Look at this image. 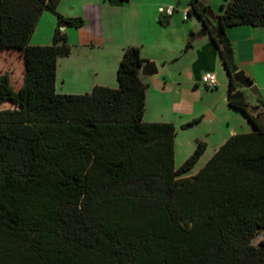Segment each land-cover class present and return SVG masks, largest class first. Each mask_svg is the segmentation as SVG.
Returning <instances> with one entry per match:
<instances>
[{"label": "trees", "instance_id": "obj_1", "mask_svg": "<svg viewBox=\"0 0 264 264\" xmlns=\"http://www.w3.org/2000/svg\"><path fill=\"white\" fill-rule=\"evenodd\" d=\"M224 1L217 26L199 0L187 16L209 34L228 104L253 131L231 136L191 176L207 145L176 169L175 125L144 122L138 47L124 51L117 89L59 94L58 59L72 52L63 29L85 20L60 14L61 0H0V52L24 59L19 89L0 74V105L12 104L0 112V264H264V239L254 244L264 230V98L254 115L225 61L227 29L264 28V0ZM44 12L58 20L53 43L32 46Z\"/></svg>", "mask_w": 264, "mask_h": 264}, {"label": "crops", "instance_id": "obj_2", "mask_svg": "<svg viewBox=\"0 0 264 264\" xmlns=\"http://www.w3.org/2000/svg\"><path fill=\"white\" fill-rule=\"evenodd\" d=\"M168 7L175 9L172 16L161 13L162 8ZM181 7V2L175 5L174 0H130V3L122 8H115L104 0H61L58 12L66 17L83 18L86 25L79 30L63 29L72 47V52L69 56L58 59L57 92L82 95L92 92L96 86L117 89L119 86L117 71L124 51L130 47H138L142 58L156 62L160 71L159 75H164V83L160 79L152 81L157 76L147 81V93L152 91L158 93L161 90L176 93L177 87L186 81L184 79L188 74L182 72V69L187 66L182 65L178 76L168 74V70L176 62L180 64V57L184 53L188 55V50H194L192 71L188 75L190 76L189 81L196 85L203 84L202 78L195 74L194 67L199 65L207 73H217L222 59L211 42L199 47L192 45L195 37L201 41L209 34L205 37L200 36L204 27L199 19L192 23L189 22L191 17H188L187 13L191 9L190 4L187 9L183 10L184 12H180ZM48 14L44 12L41 17L46 18L51 31L43 35L41 41L36 44L38 46L53 43L54 26L57 21L53 14ZM161 21H168V26H164ZM200 27L202 31L195 36V31ZM227 34L234 48L238 70L245 72L258 87L260 77L264 76L262 75L264 73V28L230 27L227 29ZM172 35L177 36V50L169 54L164 49L158 52L159 48L165 44L166 36L171 37ZM189 42L190 47L184 50ZM262 82L264 83V77ZM161 85H165V88ZM251 105L255 108L258 102ZM258 111V113L262 112L261 109ZM209 118H212L211 114ZM261 118H264V115ZM252 131L253 129L249 130L248 126L243 132ZM237 134H239L238 131L234 130L230 137ZM193 175L195 174H191Z\"/></svg>", "mask_w": 264, "mask_h": 264}, {"label": "rangeland", "instance_id": "obj_3", "mask_svg": "<svg viewBox=\"0 0 264 264\" xmlns=\"http://www.w3.org/2000/svg\"><path fill=\"white\" fill-rule=\"evenodd\" d=\"M204 5L208 6L216 14L223 15L225 10L223 5L224 0H199ZM175 5L181 2V11L187 9L190 4V0H174ZM52 15L50 12H47ZM48 14V15H49ZM182 16V14H180ZM55 20H57V17ZM198 19L195 15H192L189 22H195ZM167 24V23H166ZM168 26V24L166 25ZM57 29V23L54 26V34ZM51 31V27L46 18L40 19L35 33L33 34L30 45L38 46V44L44 34H48ZM202 29L195 31V36L201 32ZM53 34V38H54ZM194 36V35H193ZM210 36L205 39L197 40L196 37L192 40V45L199 47L204 43H210ZM69 43V42H68ZM165 44L162 45L158 52H162L163 49L170 52L177 50V36L172 35L171 37L166 36ZM35 44V45H34ZM186 45L184 50L186 49ZM189 54H183L180 57L181 63L177 62L169 68L168 74L172 76H178V72L181 70L182 65L187 66L182 69L189 75L192 71L193 51L188 50ZM181 56V55H180ZM195 74L201 78L207 74L203 67L197 65L194 67ZM10 74L15 89H19L24 82V59L20 52L17 51H5L0 52V74ZM218 89H211L205 87L204 84H193L189 81L188 75L185 76L186 81H183L182 85L177 87L176 93L173 94L170 91H158L148 92L146 98V112L144 117L145 123H173L176 127V138H175V167L179 169L182 164L192 156L198 142H204L207 145L205 154L202 156L195 168L190 172L196 174L199 172L206 163L213 157L217 148L222 145L233 134L234 130L238 133L243 132L248 126L249 130L252 129L251 124L247 121L243 114L233 110L227 101L228 95V76L224 65L221 64L218 68ZM264 73H262L263 75ZM264 76L260 77V85L258 89L264 98V83L262 82ZM160 79L163 83L165 81L164 75H159L152 81ZM164 86L165 85H161ZM168 89V88H167ZM250 103H257V99L254 97L249 98ZM178 105H176V104ZM11 103L0 105V112L4 109L11 108ZM251 112L256 115L258 109L252 108ZM211 114L212 118H209ZM191 122H196L195 125L185 127ZM261 122L264 124V118H261ZM189 175V176H190ZM264 239V230L257 236L254 244Z\"/></svg>", "mask_w": 264, "mask_h": 264}, {"label": "water", "instance_id": "obj_4", "mask_svg": "<svg viewBox=\"0 0 264 264\" xmlns=\"http://www.w3.org/2000/svg\"><path fill=\"white\" fill-rule=\"evenodd\" d=\"M207 16L210 19V21L217 26L218 21V15L211 10V8L207 11ZM207 31L203 29V31L200 33V36L205 37L207 35ZM225 61L229 64L231 68L236 67L235 63V55L234 52L226 53L225 54ZM159 67L156 62L147 60L143 67L140 70L139 76L141 80L144 83H147V81L153 77H156L159 75ZM234 82L238 85H240L244 90L248 91L249 94L256 98L261 99L263 98L261 91L258 89L257 85H255L254 81L248 77L245 72L238 70L233 74Z\"/></svg>", "mask_w": 264, "mask_h": 264}, {"label": "built area", "instance_id": "obj_5", "mask_svg": "<svg viewBox=\"0 0 264 264\" xmlns=\"http://www.w3.org/2000/svg\"><path fill=\"white\" fill-rule=\"evenodd\" d=\"M174 7L162 8L161 13L167 16H172L174 14ZM187 18V17H186ZM202 83L207 88L215 89L218 86L217 75L214 73H207L202 77Z\"/></svg>", "mask_w": 264, "mask_h": 264}]
</instances>
